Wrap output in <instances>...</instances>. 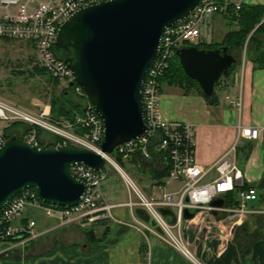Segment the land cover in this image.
Instances as JSON below:
<instances>
[{"label": "crops", "instance_id": "0c3cea01", "mask_svg": "<svg viewBox=\"0 0 264 264\" xmlns=\"http://www.w3.org/2000/svg\"><path fill=\"white\" fill-rule=\"evenodd\" d=\"M232 1L264 4V0ZM231 25L236 27V22ZM211 27V41L221 42L230 30L229 15L215 13ZM258 41L264 47V35H258ZM258 49L255 43H250L243 51H233L237 64L216 87V104L208 103L199 93L164 95L161 100L164 117L194 126L195 156L205 168H210L230 148L239 124L260 128L259 139L243 138L237 149L244 180L257 188L260 197L248 201V211L244 213L201 210L192 218L184 217L180 224L183 239L197 262L159 236L160 228L144 208L124 204L128 200L126 183L110 167L103 190L108 203L114 205L113 215L123 222L98 219L85 225L62 224L59 218L46 215L42 207L28 204L15 224L35 220V230L40 235L26 245L14 246L10 241H0V264H264V67L254 62ZM41 69L31 41L0 39V98L23 108H31V103L42 104L40 98L28 97L25 90L20 89L22 82L15 79L17 74L37 79L44 75ZM240 96L241 107L230 102L231 98ZM0 122V128L9 125ZM151 150L149 159L140 153L130 159L131 177L147 197L158 199L165 192H177L183 181L167 182V176L162 174L168 164L166 154L153 146ZM216 175L211 170L206 180ZM161 210L166 219L174 222L175 207ZM90 230L94 232L93 239L88 236Z\"/></svg>", "mask_w": 264, "mask_h": 264}, {"label": "built area", "instance_id": "2783aa9c", "mask_svg": "<svg viewBox=\"0 0 264 264\" xmlns=\"http://www.w3.org/2000/svg\"><path fill=\"white\" fill-rule=\"evenodd\" d=\"M108 0H0V39H20L31 41L39 64L53 78L66 87L73 84L76 93L86 96L85 91L75 81L72 69L55 53L59 27L77 10ZM241 2L232 0H200L183 20L167 26L162 33L158 53L151 62L142 85L144 120L147 129L137 138L116 146L112 153L103 151L104 121L91 102L82 113L73 118H53L51 107L46 106L39 113L19 107L0 98V120L8 124L18 122L28 127L24 141L40 147L37 129L41 128L57 135L54 148L80 147L101 154L105 166L95 170L85 163L71 166L72 173L85 183L80 200L74 205H58L44 202L34 187H28L14 195L0 209V241H10L14 246L26 245L38 238L36 221L16 225L28 204L42 207L45 214L59 218L62 224L79 222L87 224L98 219L120 221L112 213L113 204L108 203L103 190V182L114 168L124 179L128 189L130 207L140 206L153 217L160 228L159 236L177 248L188 259L196 261L195 254L187 246L180 232L185 209L190 211L214 210L229 213L248 211L246 203L260 197L256 187L240 188L237 192L239 205L213 206L212 202L225 194L236 191L244 183L243 171L237 159L238 145L243 138L259 139L258 126L238 125L236 138L230 148L210 168H205L196 159V139L194 126L189 122L168 119L161 110V77L178 56L177 50L183 46L197 45L211 41V18L215 13H229L230 8L239 9ZM241 96L230 102L241 107ZM4 128L0 129V147L6 142ZM166 154L170 172L166 181L182 180L181 188L175 192H165L161 198H149L138 183L123 169L117 156L130 160L140 153L144 158L152 156L151 147ZM211 170L216 177L206 180ZM176 208L174 222L164 216L161 208ZM123 222V221H120ZM141 225L147 228L146 225ZM13 247V246H12ZM11 248V247H10Z\"/></svg>", "mask_w": 264, "mask_h": 264}, {"label": "water", "instance_id": "95a60500", "mask_svg": "<svg viewBox=\"0 0 264 264\" xmlns=\"http://www.w3.org/2000/svg\"><path fill=\"white\" fill-rule=\"evenodd\" d=\"M199 1L108 0L77 10L59 27L56 44L67 51L64 61L104 121L103 151L112 153L145 133L142 85L163 30L186 18ZM177 54L186 74L208 96L237 64L226 47L190 45ZM78 163L99 170L105 159L86 148H42L9 137L0 147V209L28 187L36 188L45 202L76 204L85 189L71 171ZM212 205L225 206V201L217 198ZM194 215L185 209L186 218Z\"/></svg>", "mask_w": 264, "mask_h": 264}, {"label": "trees", "instance_id": "16d2710c", "mask_svg": "<svg viewBox=\"0 0 264 264\" xmlns=\"http://www.w3.org/2000/svg\"><path fill=\"white\" fill-rule=\"evenodd\" d=\"M229 15V24L230 30L224 36V39L221 42H210V43H199L196 46L199 48L206 49H215L219 48L221 51L224 47L227 48L229 53L233 54L235 49L244 50L250 43H255L258 49L257 56L254 58L256 66L264 67V47L262 43L258 41V35H264V4H248L241 3L240 8L236 9L235 7L230 8L228 13ZM236 22V27H232V23ZM248 50V49H247ZM55 53L59 58H65L67 51L64 48L55 46ZM44 74L48 73L44 68L41 69ZM233 71V70H232ZM230 71L229 74L232 72ZM228 74V75H229ZM222 76L216 83L215 89L219 85ZM56 84H60L58 80L51 77ZM161 83L168 84L170 86H178L182 88L184 94L189 93H199L207 100L210 104H216L218 102V97L216 90H214L211 96H208L204 93L199 83L188 76L179 60V57L176 56L174 60L171 61L170 66L165 71L163 77H161ZM77 95L74 90V87L69 85L62 89L61 95L56 96L51 101V113L53 118H73L76 114L82 113L85 108V104L81 101L83 95ZM19 129L18 132H11L12 129ZM28 130L24 124L14 122L5 128V133L7 137L16 135L20 138H23L25 131ZM44 129L38 128L37 135L40 141V147L42 148H53L58 136L54 140L49 139L45 136ZM117 161L120 164H123V159L121 156H117ZM168 162V160H167ZM170 172V164L168 163L163 171V176H168ZM252 187L249 183L244 181L242 186H238L236 191L230 192L224 195V200L227 206H237L239 205V200L237 192L240 188H249ZM88 236L93 239L94 232L93 230L88 231Z\"/></svg>", "mask_w": 264, "mask_h": 264}, {"label": "rangeland", "instance_id": "374dc122", "mask_svg": "<svg viewBox=\"0 0 264 264\" xmlns=\"http://www.w3.org/2000/svg\"><path fill=\"white\" fill-rule=\"evenodd\" d=\"M51 77L52 76L49 73H46L37 79L31 78L30 76H28V74H26V75L17 74V76H15L16 81L22 82V84H20V82H19L18 85L19 84L21 85V86L19 85L21 87L20 89H24L26 94L28 95V97H30L31 95L36 96V97L40 98L41 101L43 102L42 104H34V103L30 102L32 107L31 108H25V109H28L32 112L39 113L46 106L51 107V101L53 100V98H55L58 95H61L62 89L64 87H66V84H56L52 80ZM183 93L184 92H183L182 88H180L178 86H170L166 83L163 84L162 98L164 95L166 97H168V95H171V94L181 96V95H184ZM191 94L192 93H189L188 95H191ZM76 96H78V93ZM78 97H80V96H78ZM81 101L85 105H87V102H89V99L87 97H82ZM161 109H162V101H161ZM174 120H177V119H174ZM183 122H186V121H183ZM0 124H2V123L0 122ZM45 136H47L49 139H52V140H54L56 138V136L49 131H45ZM129 161L130 160H125V163L121 164V166L131 176V170H132L131 164L132 163H130Z\"/></svg>", "mask_w": 264, "mask_h": 264}]
</instances>
